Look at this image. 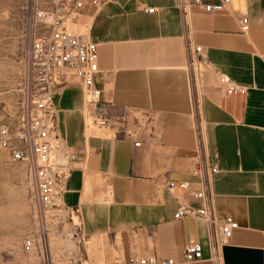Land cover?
<instances>
[{"label": "crops", "instance_id": "obj_1", "mask_svg": "<svg viewBox=\"0 0 264 264\" xmlns=\"http://www.w3.org/2000/svg\"><path fill=\"white\" fill-rule=\"evenodd\" d=\"M245 17L248 27L242 31ZM71 29L86 30L97 44L95 85L109 113L126 122L116 136L85 131L75 78L53 96L58 132L75 156L60 196L63 218L55 229L59 236L78 234V244L57 251L53 262L107 264L154 255L181 264H213L208 224L174 218L180 202L200 206L193 196L199 185L192 170L200 150L189 41L206 57L198 82L206 148L218 154L219 170L212 177L216 213L219 220L237 223L221 247L222 264H264V0H230L224 12L192 6L188 40L177 0H104L97 8L86 3ZM18 43L13 37L9 53ZM12 73V67L1 68L0 84L12 85ZM219 75L244 92L227 96L215 85ZM16 98L15 91L3 97L4 122L13 120ZM131 111L142 116L141 125L133 123ZM171 181L189 185L169 189ZM189 243L201 245L202 258L183 262Z\"/></svg>", "mask_w": 264, "mask_h": 264}, {"label": "built area", "instance_id": "obj_2", "mask_svg": "<svg viewBox=\"0 0 264 264\" xmlns=\"http://www.w3.org/2000/svg\"><path fill=\"white\" fill-rule=\"evenodd\" d=\"M86 3L99 7L104 0H27L25 7L29 15L25 21V45L21 48L15 72L17 98L12 121L0 125V147L7 151L12 161L24 162L33 187L34 211L41 219L39 230L23 240L22 250L26 264H83L76 260L53 262L49 248L46 218L55 217L61 211L60 196L64 191L70 161L75 157L63 144L57 127V111L53 96L70 78L80 84L83 96L82 116L84 129L89 133L108 131L113 136L122 131L126 119L109 113V105L102 100V91L95 85L98 73V46L90 40L88 32L76 33L71 29L82 15ZM181 12L186 38L190 32V8L200 7L204 12H224L230 0H177ZM154 8H148L152 12ZM248 19L242 18L241 30L246 31ZM24 45V46H23ZM188 68L191 73L192 107L194 128L200 155L195 162L192 175L199 189L193 196L200 201L199 207L180 202L174 218L195 217L204 220L209 227L210 260L222 264L221 247L225 245L237 228L231 218L219 220L212 192V177L218 172V154L210 153L205 144V127L201 110L199 90L200 63L206 61L200 45L187 41ZM229 96L243 93L244 88L224 75H219L215 83ZM135 125L143 123L142 116L132 112ZM130 133V132H128ZM138 146L140 143H134ZM58 153V160L56 154ZM178 184L187 188L189 182H168L170 189ZM202 258L199 243H189L183 247V262ZM96 264V263H87ZM107 264H181L171 257L154 255L130 257L116 263Z\"/></svg>", "mask_w": 264, "mask_h": 264}, {"label": "rangeland", "instance_id": "obj_3", "mask_svg": "<svg viewBox=\"0 0 264 264\" xmlns=\"http://www.w3.org/2000/svg\"><path fill=\"white\" fill-rule=\"evenodd\" d=\"M26 2L27 0H0V69L7 66L13 68V84H0V115L1 112L8 115L3 97L11 91L16 92L15 72L21 41L27 44V39L24 37L25 21L29 15L25 7ZM15 36L19 37L18 48L10 54L8 44ZM4 121H6L4 118H0V125ZM56 159L58 160L57 154ZM33 194L26 164L12 161L7 151L0 147V264H26V256L22 250L23 240L36 233L42 223L37 214L33 213ZM62 218L61 210L57 216L46 218L44 224L52 255L57 251L67 252L78 244L77 231L75 234L69 232L66 237L59 236L56 232L55 228L59 227ZM74 224L77 227L76 219ZM79 240L83 241L81 237Z\"/></svg>", "mask_w": 264, "mask_h": 264}, {"label": "bare ground", "instance_id": "obj_4", "mask_svg": "<svg viewBox=\"0 0 264 264\" xmlns=\"http://www.w3.org/2000/svg\"><path fill=\"white\" fill-rule=\"evenodd\" d=\"M57 156H58V153H57Z\"/></svg>", "mask_w": 264, "mask_h": 264}]
</instances>
